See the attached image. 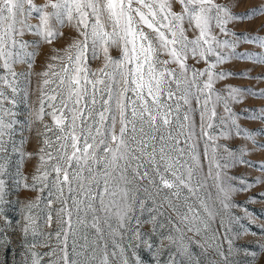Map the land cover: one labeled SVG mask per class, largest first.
<instances>
[{
  "label": "rangeland",
  "instance_id": "1",
  "mask_svg": "<svg viewBox=\"0 0 264 264\" xmlns=\"http://www.w3.org/2000/svg\"><path fill=\"white\" fill-rule=\"evenodd\" d=\"M45 2L46 0H34L36 6ZM167 2L171 5V12H183L180 0ZM213 3L226 7L233 16H238L264 5V0H213ZM36 15L35 12L31 14L29 24H40ZM220 15L223 17V13ZM75 24L74 20L72 23L65 22L61 27L52 20V27L63 35L54 38L51 43L36 35L35 27L25 30L20 39L27 41L28 46L24 49L17 47L16 50L22 55L25 52H34L35 55L24 56L23 62L12 63L10 69L4 68L3 61L0 60V264H33L36 260L39 264H62L58 258L62 255L60 248L63 246L64 232L67 231L69 210L72 211L75 230V236H68L69 252L73 239L79 241L81 232L84 231L76 222L77 205L73 204V198L87 202L85 197L79 195L78 183L72 180V173L78 169L75 164L68 169L73 189L70 192L68 184L60 182L63 179L62 173L60 181L57 180V173L53 170L56 160L49 158V155L53 158L57 156L60 144L64 142L63 136L68 131L67 119L62 126H57L53 119V105L58 104L59 96L56 101L50 97L63 91L58 87V76L65 75L62 71L63 65L67 63L65 49L73 40L81 39ZM184 28L189 40L198 37V29L189 27L187 22L184 23ZM225 28L227 34L221 33L215 22L211 27L212 34L218 40L229 41L228 46L221 45L215 49L225 57L224 60L216 63L215 54L208 55L205 59L199 55L193 57L189 53L184 61L188 68L187 79H192L193 71L204 72L210 64L215 65L211 68L213 73L245 75H231L223 79L214 77L212 98L203 120L201 112L204 111V95L197 91L196 85L203 87L207 75H198L191 87L187 104L179 99L180 92L172 100L166 101L173 105V124L169 128H161L165 134L172 131L175 136L180 130L179 125L183 124L185 135L179 136L180 147L185 149L183 159L189 163L192 145L196 146L195 152L199 155L202 167L192 181L195 194L182 188L177 197L174 194L176 190L163 187L149 168L150 175L155 178L154 183H150L148 179L133 182L139 199L144 201V208L137 207L133 218L123 222V225L115 216L108 221L111 229L108 225H103L109 251L112 244H119L125 249L128 264H176L177 261L179 264H264V232L260 227L264 225V147H259L264 144V120L249 118L252 116L249 110H264V97L241 93L239 102L229 98L231 115L225 111L223 101L216 99V93L227 97L230 86L251 89L256 93L264 91V63L255 58L264 56V47L253 39H264V14L243 20L231 19ZM144 31L154 35L146 26ZM75 51L72 50L73 53ZM236 53H249L252 58H240ZM53 56L65 59L53 60ZM109 56L113 60H120L122 48L110 47ZM159 59L168 61L166 65L160 66L161 70L169 69L179 73L177 63L169 55L162 53ZM105 63L103 52L100 51L93 57L89 45L82 65L86 68L88 79H105L107 83L106 77L99 71L104 68ZM48 65L52 67L49 68ZM107 71L112 72L111 63L108 64ZM44 72H48V76L42 75ZM45 79L49 80L47 85L43 84ZM87 87L89 96L85 100L94 110H100L103 99L107 98L106 93L97 91L96 103L92 105L91 84ZM104 87V84H97L98 89L103 90ZM184 87L182 84L181 92ZM172 88L176 91L174 83ZM204 92L207 93L208 90L205 89ZM64 95H67L66 91ZM127 95L131 97L133 93L129 92ZM83 104L84 101L81 102V107ZM177 104L179 119H175ZM213 109L216 115L209 119ZM185 114L188 115V120L183 119ZM64 115H70L68 109L64 110ZM209 123L212 124L211 128L207 127ZM234 124L247 131L238 134ZM60 127H65V132H61ZM119 127L117 123V132ZM190 131L192 135L185 143V136ZM58 136L61 137L60 140L57 139ZM67 143L71 144V141ZM206 146L207 158L204 154ZM214 146L216 160L211 162ZM71 152L69 147L68 153ZM62 163L67 167L65 162ZM216 163L220 164L219 168ZM95 170L93 166V172ZM217 173L220 174L219 178ZM87 175L85 171L83 176ZM221 186L231 188L227 199L220 191ZM225 204L228 206L225 207ZM189 205L194 208L198 218L193 219V213H188ZM79 206L83 207V204ZM173 206L179 213H187L190 222H181ZM87 219L90 222L91 216ZM176 226L181 229L180 232L176 231ZM189 227L193 231H188ZM87 231L90 240H95L94 230L89 227ZM137 231L143 234L146 243H141L137 238ZM57 233L60 234L59 238ZM181 235L187 248V252L182 255L178 253ZM168 236H172L176 243L167 239Z\"/></svg>",
  "mask_w": 264,
  "mask_h": 264
},
{
  "label": "snow or ice",
  "instance_id": "2",
  "mask_svg": "<svg viewBox=\"0 0 264 264\" xmlns=\"http://www.w3.org/2000/svg\"><path fill=\"white\" fill-rule=\"evenodd\" d=\"M183 4V12L180 14L171 12V5L167 0H46L45 4L36 6L34 0H0V60L3 67L11 68L12 63L23 62L24 56H34V52H25L23 55L17 51V47L24 49L28 46L27 41L20 39L25 34V30H32L35 27L36 35H39L47 43L62 33L52 27L51 21L55 20L59 26L65 22L76 21L75 27L81 39L73 40L68 45L65 63L62 67L64 76H58L59 85L63 91L57 92L50 97L58 104L53 105V119L57 126H62L67 119L68 131L63 136V143L55 159L56 164L53 170L57 173V180L60 181V174L63 179L61 183L69 186L72 192V181L69 180L68 169L75 164L78 171L72 173V180L78 183L79 195L85 200L73 198L77 224L84 231L81 232L80 240L73 239L71 252L68 249V236H75L72 225V211H68L67 231L64 232L63 246L60 248L62 255L58 258L62 264H128L125 256V249L119 244H112L109 251V244L106 240L105 228L110 217L115 216L117 221L123 222L133 218L137 207L143 209L144 201L140 200L134 190L133 182L148 179L154 183L158 178L165 188L175 189L174 193L179 196L182 188L195 194L196 189L192 181L196 172L202 167L198 153L195 152V145H192L191 163L184 160L185 149L180 147L179 136L185 135L183 124L179 125V132L173 136L172 131L167 134L161 128H169L173 124V105L167 100H172L177 92H180L179 99H183L187 104L188 95L196 77L207 75V81L203 87L196 85L197 91L204 95V111L201 112V119L204 112L208 111L207 105L212 98L214 77L223 79L231 75H245V73H213L210 64L204 72L193 71L192 79H187V65L184 62L189 53L193 57L199 55L207 58L208 55L217 56L216 63H220L225 57L215 51L221 45L228 46L229 41H220L211 32L213 22L220 28L221 33L227 34L225 25L231 19H249L264 14V5L249 9L238 16H233L226 7L216 5L213 0H180ZM27 5V8L25 7ZM51 11H48V9ZM35 12L40 24L31 25L28 19ZM220 13H223L221 17ZM189 27L199 30V35L195 40H189L185 34L184 23ZM144 26L152 30L154 35L144 31ZM111 30H108V29ZM232 35H236L232 33ZM258 40L261 47H264V39ZM91 45L93 57L102 51L105 57V66L99 71L107 79L89 80L86 68L83 67L85 52ZM120 46L122 48V58L113 60L109 56V48ZM234 47V45H231ZM75 49V53L72 50ZM166 53L171 60L177 63L179 73L175 70L163 69L161 65H166L168 61H161L160 54ZM240 58H252L249 53H236ZM259 62L264 63V56L255 57ZM53 60H63L64 57L53 56ZM112 65V72L107 71L108 64ZM49 68L52 65H48ZM70 69V71H69ZM15 74V73H13ZM48 76V72L42 73ZM91 75L95 76V73ZM183 77V79H182ZM49 80L45 79L43 84L47 85ZM176 85L173 91L172 84ZM91 84V104L95 105L97 91L106 93L107 98L103 99L100 110H94L89 106L85 97L89 96L87 85ZM97 84H104L103 90L97 88ZM185 85L181 92V85ZM208 92L205 93L204 90ZM56 92V90H53ZM66 91L67 95H64ZM133 95L129 97L127 94ZM241 93H248L254 96L264 97V91L259 93L251 89L229 87L227 97L216 93L217 101H223L225 111L231 115L228 106V99L239 102ZM166 94V95H165ZM84 101L83 107L81 102ZM199 102V96H197ZM68 109L70 115H64V110ZM43 108H41V112ZM179 104L175 108V119L178 116ZM252 112L250 119L264 120V110H249ZM59 113V114H57ZM213 109L211 116L215 117ZM188 120L187 114L183 117ZM119 124V131H116V124ZM237 133L247 130L235 125ZM203 127V125H202ZM208 128L212 124L207 125ZM61 132H65V127H60ZM192 135L190 131L185 136V143ZM207 135V133H205ZM58 140L61 137H57ZM67 141H71L68 144ZM47 144L48 141L46 140ZM71 147V154L68 148ZM264 147V144L259 145ZM43 151V150H42ZM205 157H208L207 146ZM43 159V157H42ZM216 160V147H213L211 162ZM67 167L63 166V163ZM95 166V172H93ZM219 168L220 164L216 163ZM264 167V165H262ZM149 168L155 174V178L150 175ZM87 171L88 175L83 176ZM211 172V169L209 170ZM219 173L217 177L219 178ZM94 189L98 191H94ZM220 191L225 199L231 191L230 187L221 186ZM83 204V207L79 205ZM225 207L228 205L225 204ZM174 210H177L173 206ZM188 213L195 215L194 208L189 205ZM82 214V215H81ZM177 214L181 222L189 221L187 213ZM91 216V221L87 219ZM94 230L95 240H90L88 228ZM264 232V225L260 226ZM114 231V230H113ZM176 231L181 229L176 226ZM188 231H193L191 227ZM198 231V230H197ZM59 233L57 236L59 238ZM137 238L141 243H146L143 234L138 231ZM167 239L173 240L172 236ZM184 237L181 235L178 246V253L184 254L187 248L183 244ZM176 243L175 240H173ZM151 248V245H148ZM55 252V250H54ZM53 252V254H54ZM111 258V259H110ZM33 264H39L38 260ZM176 264H179L177 261Z\"/></svg>",
  "mask_w": 264,
  "mask_h": 264
}]
</instances>
